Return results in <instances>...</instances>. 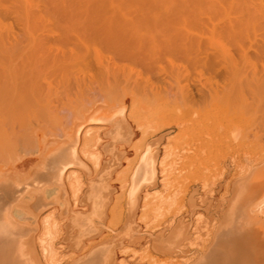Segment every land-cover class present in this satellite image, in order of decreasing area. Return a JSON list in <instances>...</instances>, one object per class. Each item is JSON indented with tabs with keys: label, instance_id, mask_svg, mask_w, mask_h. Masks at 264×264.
Segmentation results:
<instances>
[{
	"label": "rangeland",
	"instance_id": "374dc122",
	"mask_svg": "<svg viewBox=\"0 0 264 264\" xmlns=\"http://www.w3.org/2000/svg\"><path fill=\"white\" fill-rule=\"evenodd\" d=\"M225 1L220 14L201 11L200 25L123 10L124 32L102 41L106 33L84 36L80 8L65 20L29 0L25 22L0 3V137L13 138L0 185L15 187L0 258L208 263L240 246L230 240L244 215L264 232V53L254 54L264 13L228 39L221 24L239 10Z\"/></svg>",
	"mask_w": 264,
	"mask_h": 264
},
{
	"label": "bare ground",
	"instance_id": "6f19581e",
	"mask_svg": "<svg viewBox=\"0 0 264 264\" xmlns=\"http://www.w3.org/2000/svg\"><path fill=\"white\" fill-rule=\"evenodd\" d=\"M1 1L2 0H0V3H2L5 0H3L2 2ZM7 1L8 2H11L14 5V6L12 5V8L15 7L13 9L17 10L16 11L17 12L16 14H18L17 17L23 18L25 20V22L26 21L27 22L30 21L29 19H31V17L34 16V14L32 13L34 11L30 12V10L28 9V1L29 0H6V2ZM47 1H48L49 5L48 4H45V5H48V7L50 6L51 7V10H56L57 12L59 11L60 12V15L63 16L62 19L65 18V20L66 19H69L70 20V17L71 18L74 17L75 11H77V9H79V8L82 9L83 10V14H84V21H83L84 23H83V27H82L84 36L85 37L86 36H89L92 31H95V32L96 31H99V32L106 33V35L104 37H101L99 35L96 38L97 40H101V41L104 40V38H106L107 36H109V34H112V32H114V31L124 32V31H122L124 29L121 27L122 22L120 24V20H122L121 18H123V19H124V17L126 18L124 12H126L128 10L127 12L130 13L129 9L130 10H134L135 13H133V14L136 15V17H137L136 20H139V22H147V21L148 22H151V21H153L154 24L155 23H158V24H160L162 26L170 27L173 24H176L177 22H181V21L186 22V21H189L191 19H193L191 21L192 23L195 22L196 24L200 25V24H202L201 21H203L205 19H207V21H208V18H209V17L206 18L205 16H203L205 18H203V19L201 18L202 19L201 20L200 19V16L201 15H204L203 12H201V11H204V9L205 10H208L209 11V12H207L208 14L211 13V11H213L214 13L216 11V15H217L219 13V12H217V10H219L221 8L223 9V5H226V1L225 0H67V1H65V0H47ZM47 1L45 0V2H47ZM254 1H256V0H229V2H230L229 5L230 6H233L232 4H234V2H235V4H234L235 6H233V7H235L236 10H239V11H238V15H234L236 18H234V16H233V18L231 17L232 18L231 20L234 19L233 21H231V20L228 19V21H225V25L221 24L223 26V27L221 26L223 28V30L225 29V27H227L224 30V32L222 31V29L220 30V31H222V35L224 33L225 36L228 39L236 40V37L239 35V33L240 34L242 33V31L239 32V30H241L243 28L241 26H247L248 24H250V22L255 23L256 20L255 21H252L256 17V16L253 15L254 14L253 12L256 10L255 13L257 14V10L258 9L259 10L261 9L259 12H262L263 11V13H264V6H263L264 5V1H263V3H262V0H260L261 2L260 1L258 2L257 1L258 5H256L257 3L254 2ZM224 2H225V4H224ZM229 2L227 1V3H229ZM259 3H260V5H261V3L263 4L262 5L263 8L261 6H259ZM229 5L227 6V8L229 7ZM0 7H1V5H0ZM67 8H68V10H71L70 13L68 12ZM73 9L75 10V11H73L74 13L72 12ZM224 9H225V7H224ZM224 9H223V11H224ZM123 10H124V12H123ZM144 10H147V11L146 12H143ZM225 10H227V9H225ZM0 12H1V10H0ZM200 12H201V14H199ZM220 12L222 13V11H220ZM129 13H128V15H131L132 14V13H130V14ZM13 14H15V13H13ZM4 16H6L5 13H4ZM226 16H227V13H226ZM230 16H231V14H230ZM190 17H191V19H190ZM224 17H225V15H224ZM198 18H199V21L197 20ZM7 19H10V17H8ZM217 19H218V17H217ZM257 19H259V18H257ZM209 20H210L209 21L210 22L209 24H211V20L212 19H209ZM197 21H198V23H197ZM204 22H206V20ZM258 22H260V19H259ZM262 22H263V20H262ZM8 23H9V20H8ZM204 24L205 23H203V25H201V26H204ZM219 24H220V22H219ZM118 25H119V27H118ZM212 25L213 24H211V26ZM214 26H216V25H214ZM214 26H212V27H214ZM258 26H260V25H258ZM99 27H102V28L99 30ZM219 27H220V25H219ZM206 28H207V26H206ZM208 29H210L209 31H211V28H208ZM251 29H252V27H251ZM263 29H264V27H263ZM213 31H215V30H213ZM213 31H211V32H213ZM220 33L221 32H219V34ZM245 33H246V30H245ZM251 33H252V31H251ZM195 34H197V33H195ZM200 35H202V34H200ZM8 36H9V34H8ZM192 37H195V36H191V38ZM196 37H197V35H196ZM196 37H195V39H197ZM198 37H199V33H198ZM244 37H247V36H244ZM63 38H64L63 39L64 42H66L65 40L68 41V36L66 34H64ZM3 39L5 40V38H3ZM121 39L123 40V38H121ZM195 39H193V38L190 39V40H193L190 43L193 44V42L195 41ZM240 39L241 38H239L238 40H240ZM12 40H13L12 42L11 41H8V44L11 43L10 45L12 47L13 46L15 47L16 45H20L21 44L19 41H17V37L13 38ZM190 40L187 39V41H190ZM253 41H255V40H253ZM190 43H189V45H190ZM257 44H255V45H257ZM2 45H3V43H2ZM124 45H126V44H124ZM192 46H194V45H192ZM258 46H259V44H258ZM16 47H19V46H16ZM262 47H264V45L262 44V46H261V44H260V46L257 48L258 49L257 50L256 47L254 46V48H255L254 49L255 50V53L254 54H260L261 55L262 53H264V49ZM124 50H126L125 46H124ZM2 51H3V48H1V52ZM252 52H253V50H252ZM118 53H121V52H118ZM261 56H263V54ZM258 57L260 58L259 55H258ZM261 60H263V58H261ZM12 139L13 138H10V137H6V138H1L0 137V152L8 149V147L11 146L12 141H13ZM15 139H17V138H14V140ZM28 144H30V143H28ZM26 151H28V150H26ZM42 176L43 177H46L44 174ZM14 188L15 187L12 186L9 182H7V183H5L3 185H0V191L3 192L2 194H4V196H1L0 197V217H2V218H5V219L7 218V211L9 210V205H10L9 204V197H8V195H9V193H11L14 190ZM238 222H239L238 229L236 231H233V236L231 237L230 243L233 245L235 243L237 244L238 242H240V246L237 247L236 249L233 248L232 246H230L229 248H222V250H224V251L222 252V254L220 253V255L222 257H221V259H218V261H215L216 259H213V260L211 259L212 261H209L208 263H205V262L201 263L202 261L200 259H198V261L196 262V264H264V232L260 229V227H258V225H256L253 222L252 218L249 215H244L242 217V219H240ZM236 223H237V221L235 222V224ZM5 227L6 226H4L3 223H0V234H3V235L6 234L7 230H6ZM18 227H20V226H18ZM18 227L17 228L15 227V228L16 229H19ZM13 232L15 233V231H13ZM16 232H18V231H16ZM21 232H23V231H21ZM18 233H16V234H18ZM19 236H20V234H19ZM258 240L261 241V244L260 245L257 244V241ZM20 241L21 240H18V242H20ZM11 243L12 242H10V244ZM20 243H18V244H20L19 246L22 245L23 241L20 242ZM4 244H5V242H4ZM10 246H13V245H10ZM23 246L24 245H22L21 248H24ZM0 250H3V249H0ZM10 250H11V248H10ZM16 250H17V248H16ZM6 251H8V250H6ZM6 251L4 252L5 258L3 257V259H2V257H1L0 260L2 259L1 260L2 262L1 261L0 262L2 264H17L16 259H15V262L16 263H14V261H12L14 259H12L10 257L11 255L9 256V254L10 253L12 254V252L9 251V254H8V253H6ZM20 252H22V249H21ZM0 253H1V251H0ZM4 254L2 253V255H4ZM7 254H8V256H6ZM17 254H18V251H17L16 255ZM20 254L19 255L21 257L24 256V255L22 256V254H24L23 252L20 253Z\"/></svg>",
	"mask_w": 264,
	"mask_h": 264
}]
</instances>
